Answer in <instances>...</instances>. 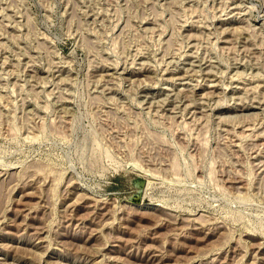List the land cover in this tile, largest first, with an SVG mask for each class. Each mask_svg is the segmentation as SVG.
Wrapping results in <instances>:
<instances>
[{
  "label": "rangeland",
  "instance_id": "rangeland-1",
  "mask_svg": "<svg viewBox=\"0 0 264 264\" xmlns=\"http://www.w3.org/2000/svg\"><path fill=\"white\" fill-rule=\"evenodd\" d=\"M0 264H264V0H0Z\"/></svg>",
  "mask_w": 264,
  "mask_h": 264
},
{
  "label": "water",
  "instance_id": "water-1",
  "mask_svg": "<svg viewBox=\"0 0 264 264\" xmlns=\"http://www.w3.org/2000/svg\"><path fill=\"white\" fill-rule=\"evenodd\" d=\"M133 183L135 184V186L137 187V192L130 198L131 203L135 204V205H139L141 203L142 200V196H143V187L145 185V181L141 178L136 179L133 181Z\"/></svg>",
  "mask_w": 264,
  "mask_h": 264
}]
</instances>
